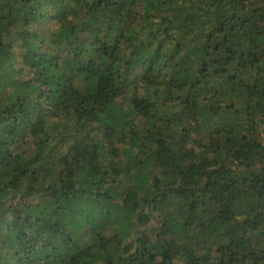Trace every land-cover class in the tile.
Wrapping results in <instances>:
<instances>
[{"label": "trees", "instance_id": "obj_1", "mask_svg": "<svg viewBox=\"0 0 264 264\" xmlns=\"http://www.w3.org/2000/svg\"><path fill=\"white\" fill-rule=\"evenodd\" d=\"M0 264H264V0H0Z\"/></svg>", "mask_w": 264, "mask_h": 264}, {"label": "rangeland", "instance_id": "obj_2", "mask_svg": "<svg viewBox=\"0 0 264 264\" xmlns=\"http://www.w3.org/2000/svg\"><path fill=\"white\" fill-rule=\"evenodd\" d=\"M54 142H55V140H53V145H55L54 144ZM56 143V142H55ZM33 144L32 143H28V145L25 147V151L27 152L28 151V153L30 152V153H32L33 151V146H32ZM58 146V145H57ZM67 146H68V144H67ZM67 146H62L60 149H56L57 150V155H59V154H61V153H64L65 151H66V149H67Z\"/></svg>", "mask_w": 264, "mask_h": 264}]
</instances>
